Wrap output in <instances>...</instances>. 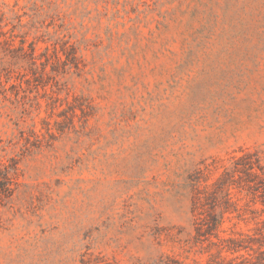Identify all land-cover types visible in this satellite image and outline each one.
I'll return each instance as SVG.
<instances>
[{"label":"rangeland","instance_id":"1","mask_svg":"<svg viewBox=\"0 0 264 264\" xmlns=\"http://www.w3.org/2000/svg\"><path fill=\"white\" fill-rule=\"evenodd\" d=\"M10 161L0 264H264V0H0Z\"/></svg>","mask_w":264,"mask_h":264},{"label":"trees","instance_id":"2","mask_svg":"<svg viewBox=\"0 0 264 264\" xmlns=\"http://www.w3.org/2000/svg\"><path fill=\"white\" fill-rule=\"evenodd\" d=\"M17 163L10 161L8 164H2L0 167V193L9 195L13 192L17 182ZM215 227H218L220 221H215Z\"/></svg>","mask_w":264,"mask_h":264}]
</instances>
